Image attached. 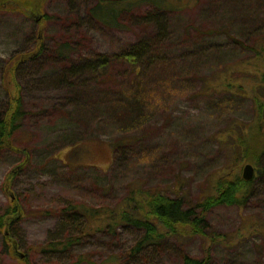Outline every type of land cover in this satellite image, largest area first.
I'll use <instances>...</instances> for the list:
<instances>
[{
	"label": "rangeland",
	"instance_id": "1",
	"mask_svg": "<svg viewBox=\"0 0 264 264\" xmlns=\"http://www.w3.org/2000/svg\"><path fill=\"white\" fill-rule=\"evenodd\" d=\"M96 4L46 0L43 25L21 11L0 9V111L20 91L25 113L12 140L32 156L22 170V155L0 153V213L15 199L23 207L10 228L17 250L9 251L0 234V264H26L24 257L31 264H70L82 254L97 264H183L184 255L207 257L208 264H264V174L257 176L242 206L210 210L202 235H169L159 245L132 253L141 236L138 230L122 227L110 232L94 226L67 252L38 250L68 234L61 210L71 202L113 207L127 188L144 185L161 187L172 196L179 193L187 205H197L229 166V148L219 134L234 123L254 129V99L250 91L244 92L248 81L231 70L246 63L248 56L229 38L197 50L191 45L195 40L186 37L189 27H207L209 17H216L218 0H198L191 10L165 12L160 20L166 23V35L150 22L154 9L148 4L109 23L91 15ZM39 35L43 54L21 63L15 76L10 60L31 50ZM143 40L154 41L152 50L168 60L154 65L148 79L152 81L144 84L148 92L146 98L142 94L147 102L142 116L133 119L121 110L127 104L123 88L131 76L118 60L97 80L84 81L83 87L68 73L71 65L98 55H118ZM61 42L71 43L63 58L56 57ZM228 71L229 80L244 84L242 89L225 91ZM207 83L211 94L205 93ZM131 92L127 90V96ZM115 144L123 147L113 149ZM246 164L255 167L243 162L241 175ZM14 168L20 174L12 179L8 176Z\"/></svg>",
	"mask_w": 264,
	"mask_h": 264
},
{
	"label": "trees",
	"instance_id": "2",
	"mask_svg": "<svg viewBox=\"0 0 264 264\" xmlns=\"http://www.w3.org/2000/svg\"><path fill=\"white\" fill-rule=\"evenodd\" d=\"M45 2L46 0H0V9L21 11L29 19L43 25L47 21V16L42 13ZM218 2L220 4L218 13L215 18L209 17L208 26L189 27V30H186V37L195 40L191 45L197 47V50L204 48L207 50L209 46L214 45L213 40L218 38L226 40L229 38L234 41L237 48L243 50V55L248 56L246 63L234 66L231 70L244 75L248 84L235 85L227 75L230 71L224 73L223 85L219 82L217 84L222 85L225 91L237 86L240 89L244 86V92L250 91L254 99L256 120L254 129L251 131H248L249 127L246 125L234 123L227 131L219 134L220 139L223 138L221 141L227 143L229 148L227 155L229 166L215 177L213 190L195 206L187 205L185 198L179 193L172 196L161 187L148 188L144 185H133L127 188L124 197L113 207L97 208L84 203L71 202L68 207L61 210L66 219L65 226L70 229L68 234L57 242L48 241L38 250L49 253L67 252L89 236L94 226L103 227L110 232H115L122 227H132L141 233L132 248V253H140L149 246L159 245L169 235L179 236L189 232L202 235L207 222V213L210 210L222 205L242 206L244 204L251 194L255 179L264 174V0H218ZM197 3L198 0H97V4L90 11L96 19L109 23L118 20L133 8L148 4L154 9V13L149 14L150 22L156 23L160 34L166 35V23L160 20L163 14L191 10L197 6ZM189 33H192V36ZM153 42L140 41L115 56L92 57L83 64L71 65L68 73L77 78L78 85L83 87L84 81L97 80L105 74L114 60H118L126 67L128 71L126 73L131 76L123 90L132 91L130 96H127L125 92L124 102L127 104H124L121 110L133 119L137 118L142 116L147 108V102L142 94L146 98L148 88L144 84L152 81L148 79L154 65L168 60L164 53L158 54V51L155 53L152 50ZM70 45V42H61L56 50V57L63 58L71 48ZM44 49V40L39 35L36 45L31 50L10 60L9 69H13L16 76L21 63L41 56ZM231 52L229 50L221 53L230 55ZM205 87L207 89L205 93L211 94L208 92L211 90L208 83ZM24 113L20 91L10 98L7 109L0 111V153L10 150L22 155L23 160L18 167L22 170L30 165L32 156L28 149L15 145L12 138L21 125ZM112 146L113 149L118 150L123 147V144ZM243 162L255 165L256 175L251 181H245L240 174ZM18 168H14L8 177L13 179L18 176L20 174L17 175ZM109 189L111 186H107L106 193ZM22 213L23 207L19 199L12 201V204L0 213V234L4 235L9 251L17 250L16 240L10 228L20 219ZM23 262L31 264L27 257L23 258ZM70 264L97 263L87 254H82ZM183 264H208V259L206 257L202 260L184 255Z\"/></svg>",
	"mask_w": 264,
	"mask_h": 264
},
{
	"label": "water",
	"instance_id": "3",
	"mask_svg": "<svg viewBox=\"0 0 264 264\" xmlns=\"http://www.w3.org/2000/svg\"><path fill=\"white\" fill-rule=\"evenodd\" d=\"M256 175V169L252 164H246L243 169V179L245 181H251Z\"/></svg>",
	"mask_w": 264,
	"mask_h": 264
}]
</instances>
